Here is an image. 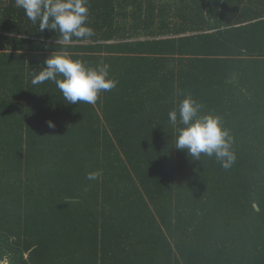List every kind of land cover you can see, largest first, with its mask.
<instances>
[{
  "label": "trees",
  "instance_id": "16d2710c",
  "mask_svg": "<svg viewBox=\"0 0 264 264\" xmlns=\"http://www.w3.org/2000/svg\"><path fill=\"white\" fill-rule=\"evenodd\" d=\"M87 7L95 34L65 43L0 0V263L264 264V0ZM60 53L116 87L33 85ZM186 96L229 131L230 168L175 147Z\"/></svg>",
  "mask_w": 264,
  "mask_h": 264
},
{
  "label": "clouds",
  "instance_id": "9594fccd",
  "mask_svg": "<svg viewBox=\"0 0 264 264\" xmlns=\"http://www.w3.org/2000/svg\"><path fill=\"white\" fill-rule=\"evenodd\" d=\"M16 4L33 24L38 25L41 32L46 29L58 31L65 43H70L73 37L90 38L95 34L86 23L89 13L87 0H16ZM44 65L42 70L33 72L31 83L39 85L53 81L63 99L70 104H95L101 92L111 91L118 83L109 78V65L86 67L82 61L73 60L66 53L51 54ZM202 108L203 105L191 96L180 101L179 119L185 127L178 130L175 147L186 149L187 154L198 161L201 154L214 155L221 166L228 169L236 159L231 150L233 138L222 127L218 116L200 115ZM168 115L175 125L177 111H170ZM48 126L54 127V123L48 121ZM98 175V172H90L87 179L95 180Z\"/></svg>",
  "mask_w": 264,
  "mask_h": 264
},
{
  "label": "crops",
  "instance_id": "0c3cea01",
  "mask_svg": "<svg viewBox=\"0 0 264 264\" xmlns=\"http://www.w3.org/2000/svg\"><path fill=\"white\" fill-rule=\"evenodd\" d=\"M39 59L41 61L43 58L42 57L38 58V54H34V55L29 56V61H32V62H38ZM25 257H26V255H25ZM0 264H9V263H8V260H4Z\"/></svg>",
  "mask_w": 264,
  "mask_h": 264
}]
</instances>
